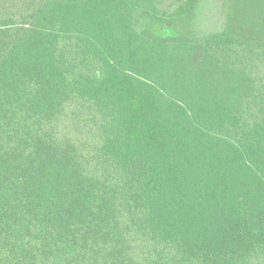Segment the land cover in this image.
<instances>
[{
    "label": "trees",
    "instance_id": "trees-1",
    "mask_svg": "<svg viewBox=\"0 0 264 264\" xmlns=\"http://www.w3.org/2000/svg\"><path fill=\"white\" fill-rule=\"evenodd\" d=\"M0 0V264H264V0Z\"/></svg>",
    "mask_w": 264,
    "mask_h": 264
},
{
    "label": "rangeland",
    "instance_id": "rangeland-1",
    "mask_svg": "<svg viewBox=\"0 0 264 264\" xmlns=\"http://www.w3.org/2000/svg\"><path fill=\"white\" fill-rule=\"evenodd\" d=\"M221 0H201L198 12L201 18H205L213 29L221 28L225 22Z\"/></svg>",
    "mask_w": 264,
    "mask_h": 264
}]
</instances>
